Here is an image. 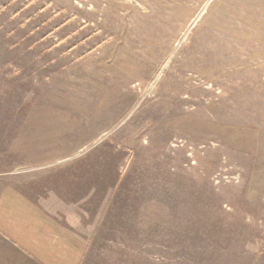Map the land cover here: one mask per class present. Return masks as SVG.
<instances>
[{
    "label": "rangeland",
    "instance_id": "obj_1",
    "mask_svg": "<svg viewBox=\"0 0 264 264\" xmlns=\"http://www.w3.org/2000/svg\"><path fill=\"white\" fill-rule=\"evenodd\" d=\"M0 264H264V0H0Z\"/></svg>",
    "mask_w": 264,
    "mask_h": 264
}]
</instances>
